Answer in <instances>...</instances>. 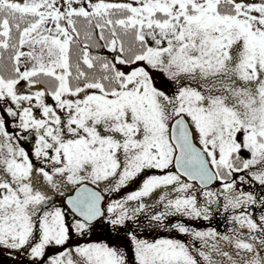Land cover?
<instances>
[{"label": "snow or ice", "instance_id": "1", "mask_svg": "<svg viewBox=\"0 0 264 264\" xmlns=\"http://www.w3.org/2000/svg\"><path fill=\"white\" fill-rule=\"evenodd\" d=\"M0 264H264V0H0Z\"/></svg>", "mask_w": 264, "mask_h": 264}]
</instances>
